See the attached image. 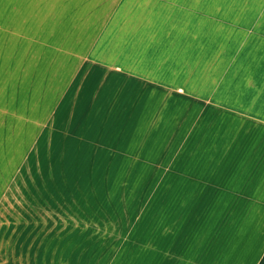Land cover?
Masks as SVG:
<instances>
[{
	"label": "crops",
	"instance_id": "1",
	"mask_svg": "<svg viewBox=\"0 0 264 264\" xmlns=\"http://www.w3.org/2000/svg\"><path fill=\"white\" fill-rule=\"evenodd\" d=\"M0 264H264V0H0Z\"/></svg>",
	"mask_w": 264,
	"mask_h": 264
},
{
	"label": "rangeland",
	"instance_id": "2",
	"mask_svg": "<svg viewBox=\"0 0 264 264\" xmlns=\"http://www.w3.org/2000/svg\"><path fill=\"white\" fill-rule=\"evenodd\" d=\"M51 223H52V225H55L56 223H55V221H53L52 219H51ZM53 227V226H52ZM51 227V228H52Z\"/></svg>",
	"mask_w": 264,
	"mask_h": 264
}]
</instances>
